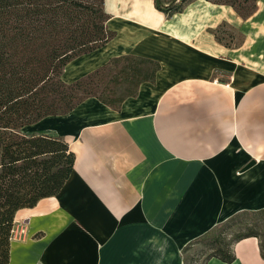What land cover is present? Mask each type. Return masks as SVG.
<instances>
[{"label":"crops","instance_id":"0c3cea01","mask_svg":"<svg viewBox=\"0 0 264 264\" xmlns=\"http://www.w3.org/2000/svg\"><path fill=\"white\" fill-rule=\"evenodd\" d=\"M103 9L125 43L107 53L133 49L159 68L120 109L87 98L35 131L68 143L73 171L56 195L17 211L24 226L7 264H184L190 241L264 208V0L246 18L207 0L170 15L153 0ZM222 23L239 43L216 39ZM233 251L230 263L205 264H264L256 237Z\"/></svg>","mask_w":264,"mask_h":264},{"label":"trees","instance_id":"16d2710c","mask_svg":"<svg viewBox=\"0 0 264 264\" xmlns=\"http://www.w3.org/2000/svg\"><path fill=\"white\" fill-rule=\"evenodd\" d=\"M94 1L45 0V7L30 2L18 9L11 23L0 24V264H7L9 260L10 236L17 211L56 195L73 171L75 155L62 137L37 134L25 128L41 119L67 114L89 97L112 107L113 98L96 95L90 85L98 71L70 83L62 79L68 62L114 37L105 26L109 15L103 10V0ZM189 1L153 0V5L170 15L181 11ZM207 1L229 5L242 18L256 9L242 11L231 0ZM216 31L217 28L216 39L223 42ZM120 61L128 62L120 75L135 88L118 101L135 95L136 87L143 81H152L159 68L157 62L133 55L113 57L109 62ZM242 215L246 216L245 224L232 242H226L219 235L210 237L217 225L182 249L184 264L187 249L203 239L208 241L198 255H204L201 264L212 257L232 262L234 243L246 237L258 239L260 255L264 258V208L238 212L226 221Z\"/></svg>","mask_w":264,"mask_h":264},{"label":"rangeland","instance_id":"374dc122","mask_svg":"<svg viewBox=\"0 0 264 264\" xmlns=\"http://www.w3.org/2000/svg\"><path fill=\"white\" fill-rule=\"evenodd\" d=\"M231 1H233L236 6L240 7L242 11L245 12L253 7H256V2H257V0H231ZM30 2L37 4L39 6L43 4V6L45 7V0H0V24L7 22L11 23V21H13L16 18L17 14L19 13L18 9L27 7ZM94 2L98 3L99 1L95 0ZM73 10L75 9L72 7V11ZM109 19L106 20L105 26L107 30L113 32L114 37H116L117 34L116 29L118 30L122 29L120 20L116 18L111 20ZM73 21H75V19ZM216 32L223 42L228 43L230 45H236L242 39L239 32H237L235 29H233L226 23H222L221 25H219L217 27ZM114 37L109 40L110 44L108 46H106L107 44L106 43L103 46L91 52L80 54L76 56L74 59H72L70 62H68L66 66L69 63L71 64H69L70 66L66 68V72L63 69L62 79L65 82L70 83L77 79L86 77L89 73L98 71V74L94 76V78L90 82L92 90L96 92L95 94L100 97H104L106 99L113 98L111 99L112 108L120 109L123 101H125L127 98L132 96L125 97L122 101H118V99L121 98L122 96H125L129 90L131 91L134 90L135 87L132 82L125 80L123 78V75H120L121 68L123 67V65H126L128 62L120 61L118 63H110L109 61L111 58L115 56L116 57L120 56L121 54L122 55L131 54L134 56H141V55L137 53H133L134 52L133 49L131 51H128L130 50L128 49L127 50L128 52L126 51L125 53L111 56V54H108L107 51L110 50L112 47L114 48L115 46H120V47L125 46V43H123V41L121 40V36H118L116 38ZM139 85L136 87L135 95H137ZM92 98H96V97H92ZM50 125H52V119L44 118L38 121L37 123L30 125V127L25 128V131L45 130V127H51ZM243 218H246V216L242 215L240 217L234 218L229 221L224 220L222 223H220L217 227L213 229V233L211 234L210 237L219 235V237L224 238L226 242H232L231 240L233 239L235 234L245 224ZM23 226H24V220H15L14 218L12 230L14 229L16 231L18 228H22ZM206 241H208V239H203L198 243H194L187 249V251L185 252V264L202 263V259L204 258V255L202 256L201 255L198 256V255L200 250L203 249Z\"/></svg>","mask_w":264,"mask_h":264},{"label":"built area","instance_id":"2783aa9c","mask_svg":"<svg viewBox=\"0 0 264 264\" xmlns=\"http://www.w3.org/2000/svg\"><path fill=\"white\" fill-rule=\"evenodd\" d=\"M14 235H15V230L13 229V230L11 231V238H13Z\"/></svg>","mask_w":264,"mask_h":264},{"label":"water","instance_id":"95a60500","mask_svg":"<svg viewBox=\"0 0 264 264\" xmlns=\"http://www.w3.org/2000/svg\"><path fill=\"white\" fill-rule=\"evenodd\" d=\"M32 132H34V133H35V131H32Z\"/></svg>","mask_w":264,"mask_h":264}]
</instances>
